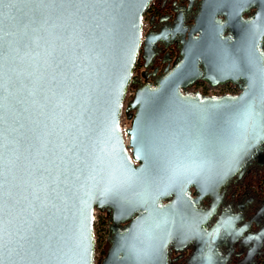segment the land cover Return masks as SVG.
<instances>
[{"label": "water", "instance_id": "water-1", "mask_svg": "<svg viewBox=\"0 0 264 264\" xmlns=\"http://www.w3.org/2000/svg\"><path fill=\"white\" fill-rule=\"evenodd\" d=\"M152 1L0 2V264H94L96 210L101 264H168L192 241L190 264H210L227 228L203 227L264 143V0H204L172 67L125 106L164 39L144 34ZM201 79L240 92L184 93Z\"/></svg>", "mask_w": 264, "mask_h": 264}, {"label": "flooded vegetation", "instance_id": "flooded-vegetation-1", "mask_svg": "<svg viewBox=\"0 0 264 264\" xmlns=\"http://www.w3.org/2000/svg\"><path fill=\"white\" fill-rule=\"evenodd\" d=\"M204 0H153L144 16V34L156 33L163 40L152 49V56L143 57V51L134 71V84L141 85L163 76L180 56L183 43L188 39L195 17L200 13ZM227 35V32L224 33ZM264 50V41H263ZM147 64V65H146ZM198 86L209 85L199 80ZM223 89L237 88L227 83ZM236 95V94H228ZM221 202L212 218L203 227L212 230L219 221H225L227 233L219 238H210L205 258L212 264H264V143L260 153L250 159L241 173L232 177L221 189ZM201 208H211V199L205 198ZM195 252V242L183 251L169 250L168 264H190ZM204 259V256H203ZM205 260V261H206Z\"/></svg>", "mask_w": 264, "mask_h": 264}, {"label": "built area", "instance_id": "built-area-1", "mask_svg": "<svg viewBox=\"0 0 264 264\" xmlns=\"http://www.w3.org/2000/svg\"><path fill=\"white\" fill-rule=\"evenodd\" d=\"M132 87V86H131ZM129 87L126 95L125 106L132 100L135 95V90ZM184 93L194 94L201 93L207 96H221L226 94H238L239 89H231L226 88L223 89L221 86L213 87L197 84L192 85L184 90ZM125 115H123L121 120V128L123 131L124 139L126 144H129V135L127 134V130L129 128L128 125L124 124ZM101 220H104L105 224L101 225ZM94 222H95V261L94 264H101L103 258L105 257L107 250L110 246V229H109V218L106 215V218H101V211L96 210L94 213Z\"/></svg>", "mask_w": 264, "mask_h": 264}, {"label": "rangeland", "instance_id": "rangeland-1", "mask_svg": "<svg viewBox=\"0 0 264 264\" xmlns=\"http://www.w3.org/2000/svg\"><path fill=\"white\" fill-rule=\"evenodd\" d=\"M136 87H137V85H133L131 88L133 90H136ZM124 124L125 125H128L130 127V120H128V118L126 117V115H125V119H124ZM103 224H105V222H104V220H101V225H103Z\"/></svg>", "mask_w": 264, "mask_h": 264}, {"label": "trees", "instance_id": "trees-1", "mask_svg": "<svg viewBox=\"0 0 264 264\" xmlns=\"http://www.w3.org/2000/svg\"><path fill=\"white\" fill-rule=\"evenodd\" d=\"M101 217H102L103 219H105V218H106V214H105L104 212H101Z\"/></svg>", "mask_w": 264, "mask_h": 264}, {"label": "snow or ice", "instance_id": "snow-or-ice-1", "mask_svg": "<svg viewBox=\"0 0 264 264\" xmlns=\"http://www.w3.org/2000/svg\"><path fill=\"white\" fill-rule=\"evenodd\" d=\"M0 2H2V0H0Z\"/></svg>", "mask_w": 264, "mask_h": 264}]
</instances>
